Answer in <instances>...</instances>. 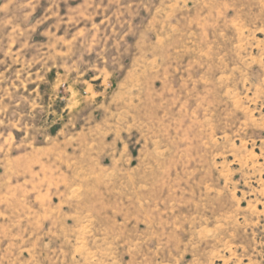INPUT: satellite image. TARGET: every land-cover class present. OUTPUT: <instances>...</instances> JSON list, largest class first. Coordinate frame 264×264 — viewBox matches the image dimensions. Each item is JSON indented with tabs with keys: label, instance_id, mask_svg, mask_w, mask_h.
<instances>
[{
	"label": "rangeland",
	"instance_id": "1",
	"mask_svg": "<svg viewBox=\"0 0 264 264\" xmlns=\"http://www.w3.org/2000/svg\"><path fill=\"white\" fill-rule=\"evenodd\" d=\"M0 264H264V0H0Z\"/></svg>",
	"mask_w": 264,
	"mask_h": 264
}]
</instances>
